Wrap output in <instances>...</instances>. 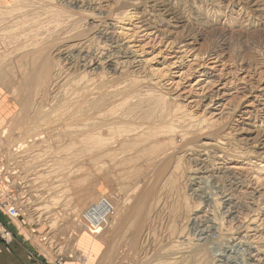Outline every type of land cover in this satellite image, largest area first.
<instances>
[{
  "label": "rangeland",
  "instance_id": "rangeland-1",
  "mask_svg": "<svg viewBox=\"0 0 264 264\" xmlns=\"http://www.w3.org/2000/svg\"><path fill=\"white\" fill-rule=\"evenodd\" d=\"M0 227V264H264V0H0Z\"/></svg>",
  "mask_w": 264,
  "mask_h": 264
},
{
  "label": "bare ground",
  "instance_id": "bare-ground-1",
  "mask_svg": "<svg viewBox=\"0 0 264 264\" xmlns=\"http://www.w3.org/2000/svg\"><path fill=\"white\" fill-rule=\"evenodd\" d=\"M140 22V21H139ZM144 22V21H143ZM141 23V22H140ZM138 25V24H137ZM147 25V24H146ZM109 27V26H108ZM141 27H142V25H141ZM148 27V26H147ZM146 26H144L143 27V32H147L148 33V31H149V29L147 28ZM142 30V29H141ZM139 32V31H138ZM137 32V33H138ZM134 34V35H138V34ZM141 33V32H140ZM139 33V34H140ZM147 33L146 34H144L143 36H141L142 34H140V35H138V36H141L142 38L141 39H145L146 38V36H147ZM150 33V32H149ZM148 33V34H149ZM133 34V33H132ZM131 35V34H130ZM133 35V36H134ZM132 36V35H131ZM132 36V37H133ZM149 36V35H148ZM130 37V36H129ZM135 37V36H134ZM131 38V37H130ZM129 39V38H128ZM135 39V38H134ZM134 39H132V40H130L129 39V44H128V47L130 46L131 47V45L130 44H132V42L134 41ZM143 39V40H144ZM108 40V39H107ZM143 40H140V41H143ZM148 41H150V40H148ZM77 43V42H76ZM136 43V42H135ZM64 44V43H63ZM68 44V43H67ZM144 45H146V44H144ZM56 46V45H55ZM55 46L53 47V48H55ZM58 46H59V44H58ZM61 46H62V44H61ZM120 46V45H119ZM64 47V46H63ZM75 47V46H74ZM78 47V46H77ZM133 47H135V45H133ZM59 48V47H58ZM120 48V47H119ZM57 49V48H56ZM61 50H62V48H60ZM73 50H70V49H63V51H60V50H55L54 51V53H52L53 52V50H52V52H51V55L52 54H54L53 56H52V59L54 58V57H59V58H61V59H63V60H65V61H69L70 60V54H73V55H77L78 56V52L76 53V50L74 51V48H72ZM122 49V48H121ZM136 50V49H135ZM134 50V51H135ZM134 51L133 52H130V53H128V56L127 57H129V59L131 58V54H134ZM102 53H103V51H101ZM107 52V51H106ZM114 54V53H113ZM84 56L85 55H87V57H88V55L89 54H83ZM91 55V54H90ZM106 55V54H105ZM124 55V54H123ZM138 55V54H137ZM103 56V55H102ZM110 56H111V54H110ZM136 56V55H135ZM73 57V56H72ZM81 57H82V55H81ZM86 57V56H85ZM92 57V56H91ZM127 57H125V58H127ZM101 58V57H100ZM102 58H104V57H102ZM115 58V57H114ZM113 58V59H114ZM56 59V58H55ZM75 60H76V58H74ZM79 59V58H78ZM85 59L86 58H84V61H85ZM93 59V58H92ZM97 59V58H96ZM111 59V58H110ZM128 59V60H129ZM57 60H59V59H57ZM89 60V59H88ZM124 60V59H123ZM133 60V59H132ZM73 61V60H72ZM80 61V60H79ZM114 61V60H113ZM56 62V61H55ZM55 62H53V63H55ZM74 62V61H73ZM101 62H102V60H101ZM63 63V62H62ZM65 63V62H64ZM69 63H71V62H69ZM81 63H82V60H81ZM85 63V62H84ZM130 63V62H129ZM95 64V63H94ZM65 65H69V64H65ZM103 65L105 66V68H107V69H110L111 68V62H110V60H108L106 57H105V59H104V61H103ZM77 66V65H76ZM82 66H84L85 68H86V70L87 71H89V72H92V74H93V71L94 70H96L97 68V66H99V64L98 65H96V67H94L93 68V65L91 64V62H87L86 63V65H82ZM39 67H40V73H41V75H45V77H47L46 78V81H45V83H49V81H51L50 83H52V84H55V83H57L58 81H60V80H56V79H61L62 78V76L64 75V74H66V71L64 70V68H63V66H61L59 63H56L55 65H54V69H53V71H51L50 72V69H49V66L47 65V63H40V65H39ZM69 67V66H68ZM113 67V66H112ZM82 68V67H81ZM104 68V67H103ZM84 69V68H83ZM82 69V70H83ZM113 69V68H112ZM117 70V69H116ZM121 70V69H120ZM68 71V70H67ZM106 71V70H105ZM113 71H115V70H113ZM119 71V70H118ZM122 71V70H121ZM120 71V72H121ZM100 72V71H99ZM111 72V71H110ZM119 72V73H120ZM98 73V72H97ZM108 73V72H107ZM113 73V72H112ZM93 75H95V74H93ZM96 76V75H95ZM89 79V78H88ZM62 80V79H61ZM96 80V79H95ZM92 81V80H91ZM90 82V81H89ZM206 130V129H205ZM210 181V180H209ZM209 184V183H208ZM199 189V188H198ZM203 194V193H202ZM201 194V195H202ZM227 201V200H226ZM113 208H114V206L111 204V202L109 201V199L107 198V197H103V199H101L98 203H96L95 205H93V207H92V209H91V211H90V214H89V220H90V223L95 227L96 225H98V223L99 222H103V221H105V219H106V215H107V213L109 212V211H111V210H113ZM18 218H16V219H11V220H13V221H16ZM205 225H207L206 223H205ZM210 227V229L209 230H211L212 228H211V226H209ZM213 227V226H212ZM96 229H98V228H96ZM206 229V228H205ZM208 229V228H207ZM3 231H8L7 229H4V228H1L0 227V232H3ZM221 231V230H220ZM199 233H201L202 234V232H199ZM199 235V234H198ZM203 238V237H202ZM208 238V237H207ZM215 239V238H214ZM201 240V239H200ZM203 241H204V239H203ZM212 243V242H211ZM250 243V242H249ZM198 244H200V243H198ZM202 244V243H201ZM200 244V245H201ZM205 244H207V243H205ZM205 244H202L201 246H204ZM209 244V243H208ZM246 245V244H245ZM197 247H199V246H197ZM215 247V246H214ZM239 247H241L240 245H239ZM247 247H248V249H247ZM206 248V247H205ZM216 248V247H215ZM234 250H235V252H234V250L232 251V252H234L233 254L235 255V254H237V249H238V245H234L233 247H232ZM207 249V248H206ZM220 249V248H219ZM240 249V248H239ZM251 249V248H250ZM226 250H227V248H226ZM229 250V249H228ZM227 250V251H228ZM231 250V249H230ZM229 250V251H230ZM242 250V249H241ZM244 250V249H243ZM213 251V250H212ZM215 251H217L216 252V254H217V256H219V257H221V250H216L215 249ZM224 251V250H223ZM206 252V251H205ZM214 252V251H213ZM212 252V253H213ZM245 252V251H244ZM215 253V252H214ZM246 254H247V260H250L251 261V259L252 260H254V258L255 257H257V252H256V254L255 255H251V252L249 251V246H246ZM264 254V253H263ZM236 256V255H235ZM238 257V256H237ZM246 259V258H245ZM261 259V258H260ZM219 260V259H218ZM264 259H262V261H263ZM254 261H256V260H254ZM257 261H261V260H259V258H258V260ZM104 262V261H103ZM219 264H221V261H219L218 262ZM223 263V262H222ZM226 263L227 264H236V262H235V259H231L230 257H227L226 258ZM255 264V263H254Z\"/></svg>",
  "mask_w": 264,
  "mask_h": 264
},
{
  "label": "built area",
  "instance_id": "built-area-1",
  "mask_svg": "<svg viewBox=\"0 0 264 264\" xmlns=\"http://www.w3.org/2000/svg\"><path fill=\"white\" fill-rule=\"evenodd\" d=\"M3 208L5 209L3 213H5V216L8 219H16L19 217L18 211L16 210L15 207L9 204H3ZM97 226V225H96ZM93 227V228H98V227Z\"/></svg>",
  "mask_w": 264,
  "mask_h": 264
},
{
  "label": "crops",
  "instance_id": "crops-1",
  "mask_svg": "<svg viewBox=\"0 0 264 264\" xmlns=\"http://www.w3.org/2000/svg\"><path fill=\"white\" fill-rule=\"evenodd\" d=\"M15 253V252H14ZM16 254V253H15ZM11 264H26L25 259L22 255L16 254Z\"/></svg>",
  "mask_w": 264,
  "mask_h": 264
}]
</instances>
